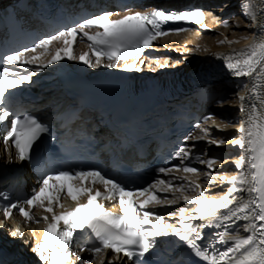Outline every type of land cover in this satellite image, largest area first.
Here are the masks:
<instances>
[{"label":"snow or ice","instance_id":"obj_1","mask_svg":"<svg viewBox=\"0 0 264 264\" xmlns=\"http://www.w3.org/2000/svg\"><path fill=\"white\" fill-rule=\"evenodd\" d=\"M112 15V12H104L87 18L77 26L41 39L32 48L0 57V61H2V65H0V127H6V131L2 134L3 143L7 146L9 141L12 142L15 148V157L18 160L25 161L32 158V153L38 147L37 142L41 139L42 134L49 132V127L33 115L15 112L8 103L6 93L23 82L30 83L36 72L43 71L50 65L63 59H77L71 49L78 33H83L87 41L90 42L89 48L91 49V53L79 56L80 61L95 67L106 59L109 61L108 67H116L119 61H127L132 57L139 59L146 49L153 47L158 37L167 35L171 31L186 30L184 28L163 30L161 27L163 23L184 21L200 24L204 19L203 10L200 9L177 12L154 9L151 13L134 12L118 20L110 19ZM224 26H228L226 21ZM91 27H97L102 31L89 34L85 29ZM60 40H63L65 47L57 48L46 63H39L40 56L25 57L24 55L25 52L35 53L37 49H43V54H48L49 45L53 41ZM224 42L221 41V43ZM227 42L232 43V41ZM92 55L95 56V62L90 58ZM224 59L225 67L235 76H253L258 67L264 69V40H258L249 49L235 57L228 56ZM30 65H37V67L30 69ZM164 66L161 65V67ZM124 70L140 71L141 69L136 64L129 63ZM252 98L254 97L241 96L239 99L244 102L250 101ZM241 111H245V108L242 107ZM262 111H264V99H261L258 104L249 103L247 126L242 125L239 129L241 137L233 140V146H238L243 150L235 164L239 171L236 176L226 181L230 187H228L227 193L218 199L197 200L184 195L185 185L173 186L171 180L157 179L146 187L132 189L114 178L108 177L100 170H57L54 174L43 176L38 183V190L34 189L32 195L24 201V204L31 208H34L39 202L45 212L52 213L51 222H48L47 216L41 218L46 222L42 242L36 244L32 251L44 264H67L73 255L70 245L74 233L91 229L98 241L87 249L93 255H100L104 250H111L117 255L122 253L128 260H133L134 257L143 258L153 246L152 240L156 237L175 235L181 241L186 242V246L197 257L209 261V264H264V115H261ZM8 120H10V126H5V122ZM203 138L202 136L196 137V139ZM191 139L192 136L186 137L185 144L177 150L180 154L177 157L180 160L179 164L173 167H160L157 171L166 175L172 173L174 169L194 175L199 173L200 169L184 164L185 160L191 158L195 148L194 144L191 147L187 145V141ZM211 143L218 142L212 140ZM200 163L207 165L209 172L205 173V176L209 178V183H212L211 174L214 171L215 160H200ZM245 165H247L246 170ZM86 181H90L91 185H103L104 192L97 190L93 194L92 188L85 186ZM190 187L192 190H196L200 188V185L192 181ZM158 191L180 193L186 203L197 205L195 208L197 215L184 217L183 212L186 209H180V228H172L170 233L167 229L171 228V225H165L164 217L149 210L147 206L150 204L171 206L180 197L176 199L160 198L157 195ZM236 192L254 195H250L248 199L232 207V194ZM200 195L203 196L202 191ZM0 196L3 199H8L3 194ZM63 196L75 201L76 207L56 214L54 206L63 208L61 203ZM83 196L87 197V203L81 204L79 198ZM134 197H143V199L137 202ZM98 200L118 201L121 214L115 215L107 211L103 204L98 203ZM13 209L18 210L27 221L33 220L30 212L18 203H9L3 209L5 219L11 218ZM220 209L227 210L220 213L219 216L224 222L247 221L241 227L248 234L246 236L228 235L227 229L225 232L216 233L217 242L228 246L221 251L214 249L209 254L207 246L202 247L198 243L205 239L201 231L205 225L192 224L187 221L208 220L211 224L217 218V210ZM153 219L156 223H153ZM35 222L39 223V220ZM215 226L221 227L220 224ZM10 235L19 237L22 233L19 228H16L14 231L10 230ZM226 235L227 239H225ZM150 238L152 239L150 240ZM229 241H231L230 244ZM76 259L82 258L76 254ZM101 264L104 262L102 261ZM107 264H112V261L109 259Z\"/></svg>","mask_w":264,"mask_h":264},{"label":"bare ground","instance_id":"obj_2","mask_svg":"<svg viewBox=\"0 0 264 264\" xmlns=\"http://www.w3.org/2000/svg\"><path fill=\"white\" fill-rule=\"evenodd\" d=\"M186 1L192 2L196 0H165V3L166 5H178ZM204 1V3L210 2L211 7L207 13L205 23L179 35H170L159 40L152 48L153 52H156V58L150 57L146 60L141 58L134 59L118 67H108V64L103 63L91 67L80 61L79 55H76L77 59L73 60L72 64H75V67L79 69L88 71L98 68L104 72L110 73L114 77L157 78L172 73L189 72L199 65L225 67V57H235L244 50L249 49L250 46L258 42V40H264V0H255L261 8L260 16L257 21H254V10L248 2L250 0ZM241 1L243 2V10H241L242 15L227 19L229 13H232L234 10V12L238 11L236 8L240 9L238 5ZM256 2L255 9L258 8ZM150 6L155 7L154 5ZM218 6L219 8H217ZM225 21L227 22V27L224 26ZM187 37H189L190 40H184V38ZM221 41L225 42L221 43ZM227 41H232V43H228ZM188 47H192L193 49H187ZM56 49L57 48H55V50ZM178 49L185 54V57L181 59V57H176L175 55V57H172L173 55L171 56V54L167 56L166 52L171 53V51H173V53L176 54L175 52H177ZM55 50L51 51L45 58V61L51 58ZM141 61H143V63H141ZM61 63L63 64V60H61ZM129 63L136 64L141 70H124L125 66ZM161 65L165 66L161 67ZM55 66L56 64L50 65L49 69ZM221 87L229 94L227 101L213 111L214 119L217 121L221 131H214L208 126H204L196 136H202L204 138H195L196 140L193 144L196 145L197 141L203 143L204 140L213 139L212 136L216 135L215 141H224L220 143L222 146L217 145L221 147L220 151L222 157L217 164L213 165L214 171H212L211 174L212 183H209V178L205 176V173L209 172L208 168L197 175L189 177L192 181L200 185V188L196 190H192L190 187L189 192L184 194L194 199H218L223 197L227 193L228 187H230L226 181L238 174L239 170L235 167V164L239 160L243 150L238 146H233V140L241 137L242 134L239 132L241 126H247L246 121L248 118L249 103L258 104L261 99H264V69L258 67L257 72L254 73L253 76H228L221 84ZM241 96L254 98L250 99V101L242 102L239 99ZM242 107L245 108V111H241ZM261 115H264V111L261 112ZM202 130H205L206 134L205 131ZM223 155H225V157ZM246 169L247 165H245V170ZM245 187L247 188L248 186L246 185ZM201 191L203 192V196L200 195ZM250 195L254 194L246 192L233 193V203L231 206L235 207L238 203H242L244 200L248 199ZM177 200L182 201L183 198L180 197ZM189 212L191 214L188 215ZM195 215L197 214L193 210H185L183 213L184 217H194ZM180 220L181 213H178L176 216H173L170 223L174 225L180 223ZM195 220L196 219H193L187 222L192 223ZM14 222L13 220L3 221V218L0 217V264H2L3 259L8 260V262L12 264H22L21 262L17 263L16 260H18L21 255L24 256L26 252H29L30 248H32L44 232V222L39 221V223L36 222L29 225L24 223L23 226L19 228L22 235L13 237L10 235V230L14 231L18 228L16 224L14 226ZM245 223H247V221H243L241 226ZM241 226L235 234L246 236L248 233L244 232ZM109 259L112 261V264H120L114 257H109L104 254L99 255L91 264H101L102 261L104 264H107ZM67 264L83 263L75 259Z\"/></svg>","mask_w":264,"mask_h":264},{"label":"rangeland","instance_id":"obj_3","mask_svg":"<svg viewBox=\"0 0 264 264\" xmlns=\"http://www.w3.org/2000/svg\"><path fill=\"white\" fill-rule=\"evenodd\" d=\"M188 39L190 40L189 37L184 38V40H188ZM176 46H177V45H176ZM184 47H186V46H184ZM189 48H190V49H193L192 47H188L187 49H189ZM175 53H176V54H174L173 51H171V53L166 52L167 56H169L168 54H171V56L173 55L172 57H175V56L177 57V56H178V57H181V59H182L183 57H185V54L182 53L180 49H178L177 52H175ZM174 55H175V56H174ZM170 58H171V57H170Z\"/></svg>","mask_w":264,"mask_h":264}]
</instances>
